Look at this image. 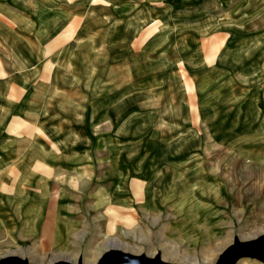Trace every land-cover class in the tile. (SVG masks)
<instances>
[{
	"label": "rangeland",
	"instance_id": "rangeland-1",
	"mask_svg": "<svg viewBox=\"0 0 264 264\" xmlns=\"http://www.w3.org/2000/svg\"><path fill=\"white\" fill-rule=\"evenodd\" d=\"M133 1L139 7L134 14L137 19L142 18L143 26L136 31L126 30V37L123 36L125 39L118 46L126 52L133 48V55L126 54L124 64H118L123 56H111L108 61L100 57L104 61L105 76H100V66H90L94 67L91 82L95 84L83 90L96 94L97 102L105 96L112 107L124 105L128 132L138 123L144 126L139 142L141 155L124 161L120 157L122 152H113L109 161L110 177H107L109 183H116L117 189L125 184L129 187L135 178L151 185L148 200L143 202L145 211L133 212L143 220V245L138 249L121 245L119 238L127 232L116 227L113 220L109 232L95 229L96 246L81 247L75 264L78 261L95 264L101 257L99 254L113 245L135 255L153 257L159 253L170 264H215L234 237L264 238V160L259 154L264 146V33L247 28V15L237 20L244 10L250 15L263 12L264 0H152L153 5L148 0ZM241 1L244 4L238 7ZM54 3L58 8L79 11L78 30L74 33L76 25L73 24V34L69 30L59 37L64 40H101L109 32L108 38L114 42L118 39L114 38L117 30L112 27L115 19L111 14L128 9L126 5L120 9L119 4L124 7L123 2L118 4L115 0H54ZM47 4L53 6L49 1ZM115 4L118 5L113 8ZM230 9L235 11L228 12ZM4 22L0 14V25ZM114 45L111 43L110 48ZM146 45L149 47L145 48ZM143 64L146 71L133 70L134 66L140 68ZM152 71H156L157 79L139 87L142 77L138 74L146 76ZM86 96L79 95V103L89 102L91 97L87 93ZM229 118L234 124H225L216 130L224 141L222 147L216 148L207 138L210 125L224 124ZM152 127L165 133L171 130L174 138L188 130L185 135L201 139L204 148L194 155H183L190 146L186 141L176 150L178 155H174L169 146L156 140L159 133L153 132ZM116 134L111 131L112 136ZM104 155L94 169L96 181L107 169L109 159ZM201 184L221 187V192L211 193L217 200L205 204L200 199L204 189ZM211 209L218 211L215 219L219 223L214 234H207L210 238L206 241H201V227H195L194 221L190 226L194 232L179 224L174 240L163 237L162 230L168 222L183 224L190 218H201V214ZM147 212H153L155 218ZM210 215L207 219H213ZM30 247L28 264H51L53 255H40L45 250L39 246L38 239H32ZM235 264L262 263L240 258Z\"/></svg>",
	"mask_w": 264,
	"mask_h": 264
},
{
	"label": "crops",
	"instance_id": "crops-1",
	"mask_svg": "<svg viewBox=\"0 0 264 264\" xmlns=\"http://www.w3.org/2000/svg\"><path fill=\"white\" fill-rule=\"evenodd\" d=\"M39 1L0 0V14L6 21L5 25H0V260L14 255L28 262L31 240L38 239L39 246L45 250L40 255H53L51 264L57 261L75 264L81 247L96 246L95 229L109 232L113 220L116 227L127 232L125 237L119 238L120 244L138 249L143 245V220L134 213L139 209L145 211L143 202L148 200L147 193L152 187L135 178L129 187L125 184L117 189L116 183H109L107 177H110L109 161L113 152H122L120 157L124 161L141 155L139 142L144 126L138 123L128 132L124 105L112 107L103 98L105 96L97 102L96 94L83 90L95 84L91 82L94 67L90 66H100V76H105L104 61L100 57L108 61L111 56H123L124 60L118 64H124L126 54L133 55V48L126 52L118 46L125 39L126 30L136 31L143 26L142 18L137 19L134 14L135 9L136 13L139 11L138 3L115 0L118 4L123 2L124 7L119 4L120 9L125 5L128 9L111 14L115 19L112 27L117 30L114 38L118 39L111 42L109 32L101 40L60 39L63 32H72L73 24L76 33L79 11L58 8L54 0ZM243 4L244 1L239 2L238 7ZM247 12L239 13L237 20L247 15V28L254 33H264V9L252 15ZM187 25H190L188 21ZM111 43L116 44L113 49ZM171 56L174 57V53ZM138 66L133 70L146 71V64ZM155 74L156 71L146 76L138 74L142 77L138 86L157 79ZM86 93L91 97H88L89 102L79 103V95L87 97ZM216 124L210 125L207 138L219 148L224 141L218 137L217 128L234 123L229 118L224 124ZM135 128L136 132H132ZM151 129L159 133L156 140L169 146L174 155H178L176 150L186 141L193 148L190 150L189 146L187 152L181 153L183 155H194L204 148L201 139L185 135L188 130L174 138L171 130L165 133L158 127ZM111 131L117 134L112 136ZM104 154L109 159L107 169L96 181L94 169L101 164ZM259 154L264 160V146ZM201 186L204 189L200 199L205 204L217 200L215 194L221 192V187ZM217 213L216 209H211L201 214V218H190L183 224L168 222L162 230L163 237L174 240L176 225L192 228L191 221H194L195 227H201L198 230L201 241H206L210 238L207 234H214L218 226ZM150 215L156 216L153 212ZM209 215L213 219H207ZM27 242L28 245H23ZM111 248L122 250L113 245L99 255ZM15 250L19 252L16 254Z\"/></svg>",
	"mask_w": 264,
	"mask_h": 264
},
{
	"label": "water",
	"instance_id": "water-1",
	"mask_svg": "<svg viewBox=\"0 0 264 264\" xmlns=\"http://www.w3.org/2000/svg\"><path fill=\"white\" fill-rule=\"evenodd\" d=\"M240 258H252L264 264V238L258 236L250 240H239L237 237L218 255L215 264H235ZM0 264H28L24 259L10 255L0 260ZM53 264H72L57 261ZM77 264H81L80 261ZM96 264H170L161 259L159 253L153 257L144 254L133 255L120 249L111 248L98 259Z\"/></svg>",
	"mask_w": 264,
	"mask_h": 264
}]
</instances>
